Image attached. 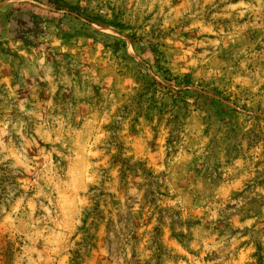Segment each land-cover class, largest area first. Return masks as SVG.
I'll list each match as a JSON object with an SVG mask.
<instances>
[{
  "label": "rangeland",
  "instance_id": "1",
  "mask_svg": "<svg viewBox=\"0 0 264 264\" xmlns=\"http://www.w3.org/2000/svg\"><path fill=\"white\" fill-rule=\"evenodd\" d=\"M0 264H264V0H0Z\"/></svg>",
  "mask_w": 264,
  "mask_h": 264
}]
</instances>
